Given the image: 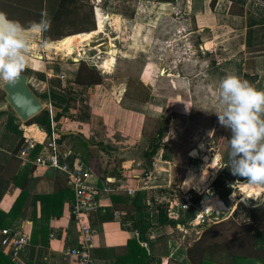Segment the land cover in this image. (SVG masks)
<instances>
[{"label": "crops", "instance_id": "1", "mask_svg": "<svg viewBox=\"0 0 264 264\" xmlns=\"http://www.w3.org/2000/svg\"><path fill=\"white\" fill-rule=\"evenodd\" d=\"M71 1L0 0V11L6 13L9 19L19 21L25 28L32 21L38 22L43 13L53 20L61 13L57 22H53L61 24L65 32L78 31L68 28V25L72 22L84 25L85 16L87 21L94 19V31L99 30V22L104 20V32L94 40L83 43L84 50L83 47L78 49L87 52L86 59L75 62L74 57L69 59L67 53L51 56L44 48L43 59L32 53L27 56L26 70L22 74L29 78V87L43 104V111L49 114L61 143L92 171L90 184L99 190L96 203L87 216L94 231L92 264H137L129 242L138 239L139 235L132 222L126 221L130 217L128 213L139 195H145V201L150 196L159 203L166 201V195L156 185L157 177L148 168V148H145L142 157L135 156L138 151L135 145L145 137L137 128L141 121L139 123L135 117L139 118L140 115L133 111V100L126 95L128 89L118 99L119 86H110L107 81L88 86L78 83L77 79L82 67L91 68L89 61L108 54L112 40L122 45L129 26H149L157 14H164L173 5L161 0H73L82 5L77 7V14ZM183 1L185 12L192 21V30L188 35L197 36L199 50L203 56L212 58L213 68L235 74L249 81L257 90H264V0L259 3L252 0ZM70 7L73 10H68ZM90 7H93V17ZM79 17L82 21H79ZM23 36L31 43H43V34L25 32ZM118 51V55L122 54L120 48ZM73 54L75 56V51ZM5 104L0 103V112L7 111ZM0 121L5 124L0 129V227L6 225L29 235L31 240L17 260H12L3 249L2 253L12 264H80L77 259L67 255L70 249L80 244V233L72 220L75 193L68 180L62 173L35 165L36 152L39 154L43 151L41 144L29 159L16 155L24 134L42 142L46 128L40 124L26 125L18 121L20 133H15L7 127V115L0 116ZM216 156L221 158L218 153ZM216 166L212 161L207 170L197 175L191 171L184 189L204 183L201 179L203 174L209 171L208 179L212 174L210 169ZM66 188L71 189L70 194L60 196V200L56 201L50 198ZM130 191L134 194L131 195ZM148 193L150 195L147 197ZM19 197L21 203L12 214ZM222 203L219 197L213 199L211 204L217 216L222 215ZM52 210L54 212L49 215ZM152 211V228L147 242L142 243L148 251L144 264H167L169 260L193 264L189 249L205 230L196 232V226L182 223L188 221L192 213L182 215L176 226H162L158 210L152 207ZM230 220L225 217L220 223ZM247 222L250 223L251 219ZM176 231H179V235ZM221 234L224 236L221 239L225 241L237 236L233 232L222 231ZM227 247L209 253L207 261L228 264L225 254L232 252V248ZM240 264H264V261L256 263L243 259Z\"/></svg>", "mask_w": 264, "mask_h": 264}, {"label": "rangeland", "instance_id": "2", "mask_svg": "<svg viewBox=\"0 0 264 264\" xmlns=\"http://www.w3.org/2000/svg\"><path fill=\"white\" fill-rule=\"evenodd\" d=\"M183 2L173 0L171 3L173 6L164 14H157L149 26H129L126 30V40L122 45L117 42L122 54L115 57L111 71L102 68V64L111 58L110 51L103 58L89 61L92 64L91 69L101 76L103 82L107 81L108 85L119 88L124 85L128 89L126 95L133 100V111L141 116L135 117L139 123L141 121L137 128L145 137V140L135 145L138 149L135 156L142 157L145 148H149L150 139L155 136V131L159 128L162 130L161 149L152 159V171L157 177L156 185L161 187L167 194L166 199L169 200L173 199V192L170 189L185 187L191 171L197 175L210 166L190 156V151L197 149L200 141L204 140L208 149L220 154L224 165L228 162L230 151L229 139L224 137L227 128L216 124L218 119L215 115L206 113L220 108L219 82L228 73L213 68L212 58L201 54L197 36L188 35L192 30V21L185 12ZM33 44H37L38 47V52L34 53L43 56L42 43L37 41ZM80 47L84 50V46ZM73 53H69V59L74 57ZM163 71L165 74H162ZM4 84L0 81V103H7ZM7 111L15 114L11 107H7ZM148 166L151 168L149 162ZM201 179L203 181V178ZM223 180L224 178H220L214 186L225 202L222 203L221 209L222 215L226 216L227 211L231 210V205L234 207L236 204L233 198L240 196L236 186L241 185L237 182H243V178L227 179L232 185ZM242 188L243 193L247 195L250 190L243 186ZM176 191L179 192L180 189ZM262 193L264 190L252 192L254 196L259 197L253 200L250 207L244 206V212L238 221L231 217V220L225 223L223 233L236 232L239 225L251 219L250 210L256 202L264 199ZM231 194L234 196L229 199ZM146 195L148 197L150 194ZM148 199L156 201L150 196ZM152 207L150 216L153 212ZM209 209L215 212L214 206H210ZM198 231L201 230L196 227V232ZM178 232L176 231L177 235Z\"/></svg>", "mask_w": 264, "mask_h": 264}, {"label": "trees", "instance_id": "3", "mask_svg": "<svg viewBox=\"0 0 264 264\" xmlns=\"http://www.w3.org/2000/svg\"><path fill=\"white\" fill-rule=\"evenodd\" d=\"M157 1V0H156ZM166 3H172L173 0H161ZM70 4L75 5L74 12L78 14V8L82 5H78L76 1H71ZM86 8V6H83ZM93 17V7H90ZM68 10H73L71 7ZM65 12V11H63ZM70 12V11H69ZM61 13H58L54 17V20L51 19V28L48 32L43 33V41L48 40L50 43H53L58 40H62L69 36H74L76 34L91 32L96 30V23L94 19L90 21L84 19V25H76L75 23H71L68 25L70 29H76L78 31L73 32H65L62 29V25L57 23V20ZM55 23H54V22ZM79 21H82L79 17ZM254 79V78H253ZM255 80V79H254ZM77 82L80 84L93 86L98 85L102 82L101 76L96 73L89 66L82 67L78 75ZM173 85L170 86L172 88ZM5 97V95H4ZM1 100V98H0ZM68 107H66L67 109ZM7 115L8 116V124L7 127L9 130L20 133V123L19 118L16 115L10 114L6 110H2L0 112V116ZM264 115H262L263 117ZM59 117V116H58ZM26 125L40 124L46 128V130H50L52 127V121L49 114L46 111L40 113L38 119L33 118L25 123ZM155 136L150 139L149 148L146 152V157L150 159V169H153L152 159L157 155L159 150L161 149V132L162 130L159 128L155 131ZM232 133L231 129L227 128L225 137L227 139H231ZM38 154V152H36ZM166 159V156H164ZM224 160V158H222ZM223 162V161H222ZM224 164V162H223ZM227 165V163H226ZM222 174L226 179L234 180L237 176H233L228 168H224L222 170ZM224 183V182H223ZM70 188H66L63 192H58L53 194L50 197L53 201L60 200V196H65L66 194H70ZM165 195H167L165 193ZM145 195H139L136 199L134 206L129 211V216L126 221H131L133 224V228L138 232V239L132 240L129 242V247L132 248V253L135 256L137 264H144V261L148 257V251L145 247L142 246V243L147 242V235L152 228L151 216H150V208L154 206L159 213V223L162 226L171 225L176 226L177 222L172 221L169 218L171 199H166V201L159 203L154 199H149L145 201L143 199ZM224 202V201H223ZM21 203V198L19 197L13 207L12 214L17 210ZM54 210L49 212V215L52 214ZM61 211H59V215ZM222 217V215L220 216ZM250 218L251 222H245L243 225H239V229L235 233L233 239H229L227 241L221 239L224 236L221 234L222 229L225 227V223H216L205 229L203 231L199 240H197L194 245L189 249V258L193 264H215L210 261H207V255L209 253L215 252L217 249L224 250L227 246L232 248V252H227L226 258L228 259V264H240L243 259H251L256 263H260V261H264V199L256 202L250 210ZM235 221V220H234ZM2 228H7L6 225H2ZM217 241V242H216ZM232 243V244H231ZM233 246V247H232ZM227 247V248H228ZM134 250V251H133ZM249 254V255H248ZM121 263V258H120ZM0 264H12V262L2 253L1 245H0ZM167 264H182L180 262L169 260Z\"/></svg>", "mask_w": 264, "mask_h": 264}, {"label": "clouds", "instance_id": "4", "mask_svg": "<svg viewBox=\"0 0 264 264\" xmlns=\"http://www.w3.org/2000/svg\"><path fill=\"white\" fill-rule=\"evenodd\" d=\"M50 28L51 19L46 13L25 28L0 11V81L14 85L26 70L31 44L23 34H43ZM49 43L44 40L42 46L48 47ZM219 97L220 108L206 113L215 115L222 127L230 128L232 136L227 165L222 163L218 169L228 168L233 176L243 178L237 183L249 190H264V90L228 74L219 82Z\"/></svg>", "mask_w": 264, "mask_h": 264}, {"label": "built area", "instance_id": "5", "mask_svg": "<svg viewBox=\"0 0 264 264\" xmlns=\"http://www.w3.org/2000/svg\"><path fill=\"white\" fill-rule=\"evenodd\" d=\"M255 3H259L262 0H252ZM77 54L81 59H86V51H78ZM5 124L0 121L1 126ZM39 129V127H37ZM45 139L42 142H38L35 139L26 136L22 138V141L17 149L16 155L22 159H29L38 148V145L43 146V151L37 154L35 158V165L38 167H44L53 169L56 172L62 173L71 188L75 193V199L72 205V220L76 225L80 233L79 247L70 249L67 253L68 256L78 260L80 264H92V251L94 249V231L88 223V213L92 209L93 205L99 195V190L90 184V178L92 171L88 165L79 157L75 155L71 150L64 147V144L60 141L59 133L51 127L50 130L43 132ZM212 167L211 177L205 185H191L187 190L184 187H172L170 190L173 192V199L171 200L169 218L172 221L180 222V217L188 213H192V217L182 223L188 222L202 230L207 229L213 224L221 222L225 217H232L236 205L242 201V197L246 195L243 193L241 185H237V189L242 195L240 197H234V207L228 212L226 216L220 217L203 207L206 196H212L210 191L215 188V184L224 178L227 184L232 183L225 178L222 174V170L218 167ZM110 188V187H109ZM111 189V188H110ZM180 189V191H176ZM133 195L134 192L130 191ZM264 194V193H262ZM234 195L231 194L229 199ZM259 196H252L250 198L253 203ZM225 203V202H224ZM252 205V204H251ZM53 237V236H52ZM30 236L21 234L12 228L0 227V245L1 249L6 251L7 255L12 260H17L19 253L30 244Z\"/></svg>", "mask_w": 264, "mask_h": 264}, {"label": "bare ground", "instance_id": "6", "mask_svg": "<svg viewBox=\"0 0 264 264\" xmlns=\"http://www.w3.org/2000/svg\"><path fill=\"white\" fill-rule=\"evenodd\" d=\"M99 26H100L99 30H97V31H94L92 33H87L85 35L81 34V35H76V36H71V37L69 36V37H66V38H64L62 40H59L57 42L49 43V46L48 47H44V48L50 53V55H53V54H58L59 55V54H66V53L68 55L69 53H73L75 51V56H74L75 62H80L81 61V57L77 54L78 49H80L79 47L81 45L84 46L83 43L90 42L91 39L99 37L100 33L104 32L105 27H106V25L104 23V20H100ZM114 40H112L110 42L111 43V49H110V54L109 55H111V58L106 60L104 62V64H103L104 66H102L107 71H111L112 70V67H114L113 65H114V62H115L114 61L115 57H117L118 53H119L117 44L114 42ZM30 44H31L30 53H33V55L35 57L40 58L41 55L39 53H37L38 52L37 45L33 44V43H30ZM35 51H37V52L34 53ZM52 52H53V54H52ZM120 91H121V95L123 96V94H124V92L126 90L120 88L118 93ZM118 98L120 99V97H118ZM205 145H206V143L200 145V147H198L197 149H193L191 151V153H190V156L193 157V158H196V159H200L202 162H204L205 165H209L210 163H212V161H213L214 165L220 164L219 162L221 160L215 158L217 152H215L214 154H209L208 153V148ZM208 172L207 173L205 172L203 174V181L202 182H204V183H200L199 185H205L206 182L210 179V177L208 179H206L208 177ZM187 189H185V190H187ZM253 191L254 190H250L249 192L247 191L248 192L247 195H250V198L252 196H254L252 194ZM213 199L217 200V199H219V196L212 195L208 200L204 201V204L202 206L205 207L206 209L210 210L209 208H210L211 204L213 203ZM210 211H212V210H210Z\"/></svg>", "mask_w": 264, "mask_h": 264}, {"label": "water", "instance_id": "7", "mask_svg": "<svg viewBox=\"0 0 264 264\" xmlns=\"http://www.w3.org/2000/svg\"><path fill=\"white\" fill-rule=\"evenodd\" d=\"M40 59H43V56H41ZM162 74H164V71ZM120 88L126 90L124 85H122ZM3 90L6 93L7 103L5 104V108L11 107L21 122L26 123L27 121L36 118L40 113L43 112L44 106L29 87V78L26 75L22 74L21 78L14 85L4 84ZM116 96L121 98V91ZM204 143V140L200 141L198 147ZM215 152L216 151L213 149H208L209 154H214ZM219 163L221 165L223 162L220 161ZM210 194L220 197L216 189H212ZM241 195L242 193H240V196ZM209 198L210 196H206L207 200ZM251 204L252 202L250 200V195L242 197V201L236 205V209L232 214L233 219L238 221L241 214L244 212V206L250 207ZM231 208H233V205H231Z\"/></svg>", "mask_w": 264, "mask_h": 264}]
</instances>
